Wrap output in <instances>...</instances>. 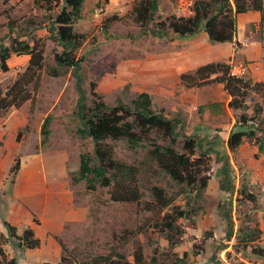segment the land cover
Wrapping results in <instances>:
<instances>
[{
	"label": "rangeland",
	"instance_id": "obj_1",
	"mask_svg": "<svg viewBox=\"0 0 264 264\" xmlns=\"http://www.w3.org/2000/svg\"><path fill=\"white\" fill-rule=\"evenodd\" d=\"M114 1L108 6L105 0H89L83 8L84 15L74 25L75 31L85 34L76 52L84 56L81 64V89L86 96V104L90 105L94 98L91 84H94V91L110 106L119 101L131 105V100L139 92H147L152 99L153 109L162 108L167 117L181 121L182 129L179 125L178 132L203 139L204 144L214 139L217 141V149L228 154L235 189L229 193L218 188L215 172L221 164L214 162L212 156L210 179L203 197L199 200L192 197L191 206L199 208L196 221L193 224L190 221H178L184 232L178 236L180 243L172 250L168 248L164 235L153 229V222L160 219L161 213L155 208L144 209V201H153L150 188L154 185L162 187L167 196L174 197L173 202L176 204L186 199L179 193V186L148 159L147 147L141 145L131 148L125 139L105 140L113 147L115 159L139 167L138 186L143 193L139 205L112 202L108 188L98 183L93 187L86 180L73 183L71 176L78 173L80 155L89 153L94 156L92 140L76 133L79 126L76 114L79 92L75 78L71 69L56 66L53 60V52H59L61 46L57 40L48 37V20L42 17L41 7H33L32 0H20L11 9L12 18L17 20L16 36H21L22 30L27 36L21 39L28 42L37 37L43 38L45 63L40 70V83L34 99L21 106L31 116L29 126L23 130L17 128V136L20 137L24 130L40 126L42 151L52 150L57 152L55 156L67 157V184L73 191V201L75 204L82 203L89 214L87 221L82 225L74 224L67 233L65 230V236L60 239L76 261L107 254L111 249L122 252L132 261V252L140 248L146 261H149L153 249H156L157 264H171L172 251L179 256L186 251L184 260L187 264H264V257L260 258L251 252L253 246L264 245V234L256 241L247 243L248 246L242 245L241 235L229 241L224 239L226 215L234 219V233L236 230H244L245 226L257 228L259 217L264 219V213L259 215L263 211L259 209L264 207V199H261L264 194L259 192L264 190L263 154L246 139L233 151L225 143L231 131L255 129L258 126L264 128V92L251 91L245 101L246 107L233 110L228 106L229 96L221 83L186 88L179 80L180 72L193 71L198 62L223 61L229 67L245 66L243 77L264 82V30L253 32L251 22H245V15L237 14L236 40L232 41L234 53H229L227 57L218 56L216 46L222 43H213L207 38L180 37L169 29L164 31V35L143 34L133 18L134 0ZM177 1L159 0L158 9L149 26L153 27L174 15ZM14 2L17 0H0V11L4 13ZM101 4L105 5L104 12L94 17L93 8ZM5 20L1 14L0 42L9 45L10 33ZM36 23L44 25V28L32 30ZM42 29L47 32L44 33ZM225 50L222 48L219 53L225 54ZM175 57L176 60L178 57L185 58V69L179 67L180 70L176 71L173 68ZM198 57H201L200 60L196 59ZM27 61L28 56L10 55L7 59L8 69L0 70V89L4 91L13 82L25 69ZM51 66H56L61 74L51 76L48 73ZM213 103L215 105L211 106ZM200 106L203 108L199 109ZM242 114L246 116L244 119ZM46 117V133L43 134L41 130ZM256 134L264 138V131H256ZM29 136V139H34L33 133ZM181 138L178 136L179 140ZM13 178L10 176V179ZM243 186L256 194L253 202L239 194ZM10 242L15 246V239ZM221 244L227 247L218 250Z\"/></svg>",
	"mask_w": 264,
	"mask_h": 264
},
{
	"label": "trees",
	"instance_id": "obj_2",
	"mask_svg": "<svg viewBox=\"0 0 264 264\" xmlns=\"http://www.w3.org/2000/svg\"><path fill=\"white\" fill-rule=\"evenodd\" d=\"M84 1L32 0L33 7H41L42 17L48 20L46 26L48 37L57 40L61 46L59 52H53L56 66L71 69L75 78V85L79 92L76 112L79 126L76 133L80 137L90 138L93 143L94 156L82 153L79 158L78 173L72 175L71 179L73 183L86 180L91 187L98 183L108 188L112 202L139 205L143 196L137 179L139 167L115 159L113 147L105 140L125 139L131 148L141 145L147 147L148 159L179 186V193L186 199L183 203L176 204L173 202L174 197L167 196L162 187L154 185L150 188L153 201H144V209L155 208L161 213L160 219L153 222V229L164 235L168 248L173 250L180 243L178 236L184 232L178 221H190L191 224L196 221L199 208H193L191 203L193 198L199 200L203 197L210 179L212 156L214 162L221 164L215 172L218 178V188L229 193L235 189L228 154L217 149L215 139L205 145L202 143L203 139L178 132L179 125L182 129L181 121L178 118L167 117L162 108L153 109L152 99L145 91L139 92L131 100V105H124L119 101L116 105L110 106L94 91V84H91L94 98L90 105L86 104V96L83 95L81 89L83 83L81 64L84 56L76 52L83 43L85 34L74 29V25L83 16ZM108 1L105 0L106 3ZM17 3H20V0L11 4L4 10V13L0 11V15L5 16V26L10 33L9 45L0 42V70L8 69L7 59L11 54L27 55L28 61L25 69L16 76L13 82L4 91L0 89V112L11 107L18 108L26 101L34 99L40 83V70L44 68L45 63L43 38L37 37L32 39V42H28L21 39L27 36L22 30L21 36H16L17 20L12 18L11 9ZM158 4L159 0H134L133 18L143 34L164 35V31L169 29L177 36L189 38L203 32L210 42H231L237 31V14L248 10L258 11L260 14L258 21L251 22L252 31L257 33V31L264 30V0H193L190 15L184 17L171 15L166 20L159 21L150 27L149 23L153 20ZM43 26L36 23L31 29L38 30ZM25 28L26 26L24 30ZM17 35H20V32H17ZM56 66L48 68L51 76L61 74ZM179 80L186 88L202 87L213 82L221 83L229 96L228 106L233 110H242L246 107L245 101L251 91L264 92V82L231 74L229 65L220 61L205 63L191 72L180 73ZM202 108L203 106L199 107V109ZM241 117L244 119L246 116L242 114ZM47 119L48 117L45 118L41 130L43 134L46 133L44 128ZM256 131H264V128L258 126L255 129L231 131L225 142L227 148L233 151L242 144L243 139H246L249 144L257 146L264 158V138L258 136ZM178 136L182 137L181 140ZM19 163V157H15L10 168L11 177L17 172ZM243 188L242 193L239 192V194L244 195L249 202H253L256 194L245 186ZM245 189L248 191L246 194ZM226 217L227 229L224 235L226 241L241 235L242 245L248 246L247 243L260 238L262 231L259 227L245 226L244 230H236L234 233V219L230 215ZM3 225H5L7 236L0 233V264H16L15 257H9L3 249V245L12 239L16 240L14 245L21 250L39 246L40 240L29 226L19 230L6 221ZM59 243L63 249V255L56 264H157L156 249H153L149 261L144 259L140 248L132 252V261L115 249H111L107 254L84 257L83 260L76 261L60 239ZM226 247V244H221L218 250ZM251 252L263 258L264 245L253 246ZM186 255V251L181 256L172 251L171 264H187L184 260Z\"/></svg>",
	"mask_w": 264,
	"mask_h": 264
},
{
	"label": "crops",
	"instance_id": "obj_3",
	"mask_svg": "<svg viewBox=\"0 0 264 264\" xmlns=\"http://www.w3.org/2000/svg\"><path fill=\"white\" fill-rule=\"evenodd\" d=\"M88 1H84L83 8L85 5L87 6ZM116 2L118 0L114 1V3ZM111 3L112 0H109L106 5L109 6ZM114 3L112 7L115 6ZM240 14L245 15V22L258 21L260 16L258 11L253 10ZM42 30L44 33L47 32L45 29ZM197 35L192 37L207 38L203 32ZM234 39L236 40L235 37ZM221 43L216 46L219 50L218 56L227 57L229 53L233 55V42ZM228 45L229 50L227 52ZM222 48L226 49L225 54L222 52L223 55L219 53ZM200 58L196 59L200 60ZM173 60L172 65L176 71L180 70L179 67L185 69L186 61L184 57H178L177 60L175 57ZM202 64L198 62L194 68ZM1 116L0 233L7 236L5 225H3V222L6 221L19 230L29 226L34 235L40 240L39 246L32 249L21 250L11 245L10 241L3 245V249L9 257H15L16 264H56L63 255L59 239L63 237L65 230V233H67L72 226L74 227V224L81 223L82 225L83 222L87 221L89 214L82 203L75 204L73 201V191L67 184V157L55 156L57 152L52 150L42 151L41 135L39 136L40 126L37 125L35 129L24 130V133L17 138L16 129H26L29 126L31 116L29 115V117L21 106L2 111ZM31 133H33L36 140L29 139ZM15 157H19V168L14 174V178L10 179V176H12L10 168ZM12 180L13 182H11ZM259 192L264 194V190H259ZM261 199H264V197H261ZM262 203L264 205V200ZM259 210H263L259 212V215H263L264 207ZM67 226L69 227L67 228ZM259 229L264 234V219L262 217H259ZM60 241L62 240L60 239ZM257 264H260V262Z\"/></svg>",
	"mask_w": 264,
	"mask_h": 264
},
{
	"label": "built area",
	"instance_id": "obj_4",
	"mask_svg": "<svg viewBox=\"0 0 264 264\" xmlns=\"http://www.w3.org/2000/svg\"><path fill=\"white\" fill-rule=\"evenodd\" d=\"M192 6H193V0H178L174 15L176 17H184L190 15L192 13ZM104 10H105L104 5L95 6L92 10V15L94 17H98L104 12ZM245 72H246V68L243 65L230 66L231 74L243 75Z\"/></svg>",
	"mask_w": 264,
	"mask_h": 264
}]
</instances>
